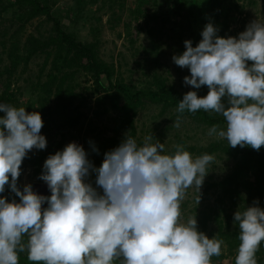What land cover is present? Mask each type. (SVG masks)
<instances>
[{"label":"clouds","instance_id":"9594fccd","mask_svg":"<svg viewBox=\"0 0 264 264\" xmlns=\"http://www.w3.org/2000/svg\"><path fill=\"white\" fill-rule=\"evenodd\" d=\"M218 32L206 24L197 46L186 40V51L173 56L177 66L190 70L185 85L209 89L204 97L186 93L177 112L221 115L226 127L213 125L209 136L225 138L232 148L259 151L264 146V22L252 21L238 38ZM0 113V194L7 185L19 198L9 202L0 195V264H19L24 252L33 264H212L222 254L224 241L210 239L198 230L196 216L185 221L181 211L189 188L200 193L214 156L193 157L183 145L167 153L165 143H153V136L138 143L126 133L96 167L85 148L72 142L46 159L39 179L51 195H40L32 184L21 190L18 181L29 153L47 148L42 116L6 103H0ZM181 121L178 116L173 126L179 128ZM93 173L102 194L87 182ZM234 225L240 241L235 264H258L264 207L255 201L239 208Z\"/></svg>","mask_w":264,"mask_h":264},{"label":"trees","instance_id":"16d2710c","mask_svg":"<svg viewBox=\"0 0 264 264\" xmlns=\"http://www.w3.org/2000/svg\"><path fill=\"white\" fill-rule=\"evenodd\" d=\"M239 1L135 0V8L130 12V20L126 21L115 8L117 5L119 9L124 10L125 0L120 3H117V0H75L78 8L75 15H81L87 3L92 5L101 3L98 11L103 12L107 9L111 12L109 22L114 23L112 28L123 23L132 44L140 34L145 33L151 43L147 53L153 54L159 48L164 31L173 19L197 21L208 16L210 21H223V29L219 36L227 33L229 20L241 9ZM262 1L264 3V0ZM59 2L60 0H13L5 7L4 0H0V18L4 11L12 7L22 19H20L22 25L11 38L8 55L10 64L4 71L0 70V103L17 108L25 107L20 101L24 96L23 91L20 87L18 89L12 87L14 78L19 79L17 72L22 61L25 59L28 63L32 57L45 54L44 66H46L48 60L52 58L48 73L44 74L43 70L39 73L36 82H30L29 85V97L37 101V112L44 121L41 134L50 139V144L42 154L29 153L24 160L18 181L21 190H23L21 184L23 174L27 170H32L39 179L46 159L49 155L63 150L67 137H71L79 145L85 144L84 148L89 153L88 158L96 167H100L104 161V154L115 149L122 142L119 139L122 132L128 131L133 138L136 137L135 119L140 111L152 105L160 106L164 110H177L179 102L183 99L182 94L164 81L159 80L151 87L137 88L118 78L115 66L100 58L99 28L91 29L92 41L81 40L77 34L65 28L62 18L56 15L54 8ZM39 17H45L47 21L53 23L54 34L47 40L28 35L23 44L21 34L26 23ZM134 24L136 26H133ZM180 38L182 39V35ZM23 51L26 57L22 55ZM53 101L55 105L51 106ZM111 110L118 114L115 118L116 125L112 130L113 135L101 138L100 135H95L97 128L90 122L102 119ZM178 114L182 118H190L207 129L213 125L226 127L224 118L215 113L200 110L196 113ZM3 115L4 113H0V116ZM89 141L99 149V154L92 151V144ZM183 146L192 155L213 156L220 152L237 161L232 173L221 181L209 185V189L216 191L217 196L213 204L202 214L199 223L203 232L213 225L216 238L223 240L226 245L222 246V254L219 257L212 258V264H225V260L231 258L230 264H235L240 243L239 228L234 225V215L228 212L239 207L243 210L246 206H252L255 201H259V206L264 207V146L259 151L247 146L232 148L225 139L211 143L208 147ZM175 148L165 151L173 153ZM243 174L248 175L246 180L239 178ZM95 179L96 175L93 173L88 178V182L92 183L93 187H97L102 194V189L95 184ZM243 191L246 197L242 195ZM0 195L8 197L9 202L12 199L19 202V198L15 197L7 185L5 193ZM256 255L258 264H264V243L261 244ZM19 264H33L28 260L27 252L19 254ZM116 264H119V261Z\"/></svg>","mask_w":264,"mask_h":264},{"label":"rangeland","instance_id":"374dc122","mask_svg":"<svg viewBox=\"0 0 264 264\" xmlns=\"http://www.w3.org/2000/svg\"><path fill=\"white\" fill-rule=\"evenodd\" d=\"M13 0H4V5ZM123 0H117V3ZM239 4L241 9L234 13L233 17L229 20V30L220 37H237L241 32L246 30V26L254 20L259 19L264 22L263 1L262 0H240ZM101 3L92 5L87 3L81 15H75L78 11L75 0H60L57 6L54 8L56 15L62 18L64 27L71 32L77 34L81 40L92 41L91 29L98 27L100 30V58L108 64H113L117 71V76L123 79L127 84L133 85L137 88L151 87L157 84V82L164 81L170 87H173L183 96L190 91H197L198 96L204 97L208 94V87L203 86L201 89H195L190 85H185L184 78L190 76V70L187 68H181L173 62L174 55H180L186 51L184 42L191 40L193 46H197L202 40L201 32L208 23H213L219 29L218 35H220L223 29V21L217 22L204 16L197 21L173 19L168 24L162 40L159 44V48L153 53L148 54L147 50L150 49V39L145 33L140 34V37L135 43H131L124 30L123 23L112 28L110 23L111 12L109 10L98 11ZM117 13L123 15L124 20L129 21L130 12L135 8V0H125L124 10L119 9V6H115ZM76 16V17H75ZM73 18H75L73 20ZM21 17L17 14L12 7L4 11L0 18V70L4 69L10 64L8 55L10 54L11 38L17 29L22 25ZM133 26H136L134 24ZM53 23L46 20L45 17H39L26 23L25 28L21 34V42L24 44L28 35H33L37 38L48 39L53 35ZM191 32L193 34H191ZM181 33V34H180ZM182 35V39L180 38ZM194 36V37H193ZM192 37V38H191ZM6 44V45H3ZM22 55L26 57L25 51ZM46 55L40 54L32 57L29 62L24 59L17 72V77L14 78L13 88L19 87L23 91L24 96L20 98V101L24 104L27 112H37L36 100H31L30 82H36L39 73L44 70V74H47L51 65L52 58L47 62ZM252 62H249L251 65ZM29 79V82L25 80ZM30 103V104H27ZM93 104V102H92ZM55 105L54 101L51 106ZM117 113L111 110L106 116L100 120H92V123L96 128V134L100 137H111L113 135L117 118ZM179 116L176 109L164 110L160 106L152 105L146 107L140 111L135 119V126L137 135L134 139L138 143H143L144 138L147 136H153V143L159 140L161 143H165V150H171L176 145H185L199 147H208L211 143L219 142L225 138L218 136H209L205 126L193 122L190 118H182L179 128L174 127V121ZM88 131V130H86ZM128 131L122 132V136L119 138L123 140L125 134ZM48 145L50 139L48 137ZM97 139L99 137H96ZM226 140V139H225ZM75 142L71 137H67L63 149L68 144ZM47 145V147H49ZM84 147L85 144H82ZM45 150L33 149L30 154L40 155ZM198 155L193 154V157ZM214 161L209 166V174L206 176L204 183L200 189V193L193 187L189 188L186 192L185 198L181 203V211L183 213V219L187 221L188 218H197L198 230H201L200 220L202 214L206 211L208 206L212 205L217 193L216 191L209 189V185L221 181L224 177L232 173L235 169L237 161L233 158H229L224 153L214 154ZM104 159V158H103ZM248 175H241L239 178L246 180ZM45 183L39 180L32 170H27L22 177V187L27 184ZM88 182V179H87ZM243 196L246 193L242 192ZM201 197L200 203H197L198 198ZM246 197V196H245ZM240 208V207H239ZM239 208L229 210L228 213L235 214ZM233 222V220H231ZM210 239L215 237V229L213 225H210L206 232H204ZM226 246V245H224ZM232 259V258H231ZM231 259H226L225 264H230Z\"/></svg>","mask_w":264,"mask_h":264},{"label":"water","instance_id":"95a60500","mask_svg":"<svg viewBox=\"0 0 264 264\" xmlns=\"http://www.w3.org/2000/svg\"><path fill=\"white\" fill-rule=\"evenodd\" d=\"M33 190L40 195L50 196L51 192L48 189V186L46 183H35L33 184ZM42 207H47V205H43Z\"/></svg>","mask_w":264,"mask_h":264}]
</instances>
